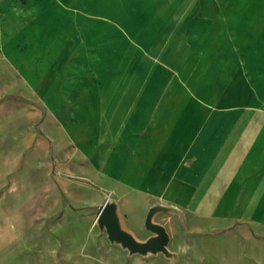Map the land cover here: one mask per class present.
I'll return each instance as SVG.
<instances>
[{
	"label": "crops",
	"instance_id": "obj_1",
	"mask_svg": "<svg viewBox=\"0 0 264 264\" xmlns=\"http://www.w3.org/2000/svg\"><path fill=\"white\" fill-rule=\"evenodd\" d=\"M33 5L3 27L1 47L20 69L27 49L28 85L71 149L79 204H114L117 227L140 242L153 209L170 231L181 210L208 218L220 239L206 245L219 250L203 261L264 264V0ZM221 52L223 94L196 93L195 71Z\"/></svg>",
	"mask_w": 264,
	"mask_h": 264
},
{
	"label": "rangeland",
	"instance_id": "obj_2",
	"mask_svg": "<svg viewBox=\"0 0 264 264\" xmlns=\"http://www.w3.org/2000/svg\"><path fill=\"white\" fill-rule=\"evenodd\" d=\"M33 3L0 0V32L34 14ZM1 46L0 40V264H216L203 261L204 251L219 250L206 245L207 238L220 239L218 232L209 229L214 222L182 210L171 231L168 214L163 224H155L152 214L150 222L169 236L168 243L156 251H133L110 239L100 224L102 206L79 204L76 195L81 183L70 171L71 149H60L58 128L45 117V104L28 85L27 49H18L17 58L25 65L20 69L9 49ZM222 52L209 68L195 71L196 93L223 94V82L231 79V71L220 69ZM64 164L68 172L62 179ZM92 184L84 181L78 191L85 202ZM164 209L171 213L172 207ZM151 233L161 236L160 229Z\"/></svg>",
	"mask_w": 264,
	"mask_h": 264
},
{
	"label": "water",
	"instance_id": "obj_3",
	"mask_svg": "<svg viewBox=\"0 0 264 264\" xmlns=\"http://www.w3.org/2000/svg\"><path fill=\"white\" fill-rule=\"evenodd\" d=\"M113 204L106 203L100 213V224L106 227L107 233L111 240H118L127 245L133 251L145 252L147 250L156 251L160 246L166 245L169 241L168 234L159 228L157 225H153L150 222V218L153 214L154 209L150 212L147 218V227L153 232L161 230V236L150 237L146 243L140 244L133 237L123 232L117 227L115 216H114Z\"/></svg>",
	"mask_w": 264,
	"mask_h": 264
}]
</instances>
